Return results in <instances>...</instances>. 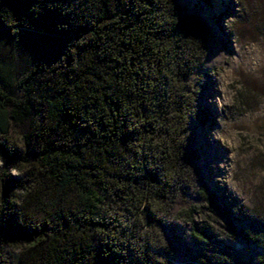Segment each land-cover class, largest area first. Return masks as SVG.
<instances>
[{
	"label": "trees",
	"instance_id": "1",
	"mask_svg": "<svg viewBox=\"0 0 264 264\" xmlns=\"http://www.w3.org/2000/svg\"><path fill=\"white\" fill-rule=\"evenodd\" d=\"M204 36L174 0H0V155L20 174L18 195L0 175V245L19 244L0 264H172L144 227L185 181V120H207L183 86Z\"/></svg>",
	"mask_w": 264,
	"mask_h": 264
},
{
	"label": "rangeland",
	"instance_id": "2",
	"mask_svg": "<svg viewBox=\"0 0 264 264\" xmlns=\"http://www.w3.org/2000/svg\"><path fill=\"white\" fill-rule=\"evenodd\" d=\"M174 1L205 31L204 55L183 86L191 109H203L207 120H185L179 149L185 181L163 200L160 222L144 230L172 264L202 257L258 264L264 255V0ZM4 170L10 180L20 177L0 155V175ZM13 181L7 186L18 195ZM193 225L206 226L209 246L192 238ZM18 247L2 242L0 256L13 262Z\"/></svg>",
	"mask_w": 264,
	"mask_h": 264
}]
</instances>
